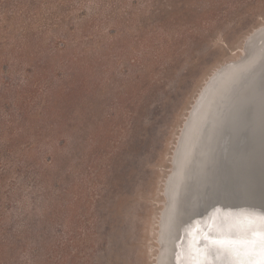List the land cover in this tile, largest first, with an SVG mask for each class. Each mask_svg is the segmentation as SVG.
<instances>
[{
  "label": "rangeland",
  "instance_id": "374dc122",
  "mask_svg": "<svg viewBox=\"0 0 264 264\" xmlns=\"http://www.w3.org/2000/svg\"><path fill=\"white\" fill-rule=\"evenodd\" d=\"M264 0H0V264H156L164 182Z\"/></svg>",
  "mask_w": 264,
  "mask_h": 264
},
{
  "label": "bare ground",
  "instance_id": "6f19581e",
  "mask_svg": "<svg viewBox=\"0 0 264 264\" xmlns=\"http://www.w3.org/2000/svg\"><path fill=\"white\" fill-rule=\"evenodd\" d=\"M238 51L237 57L221 63L228 62L222 72L217 71L220 65L212 69L174 145L164 182L156 264H228L235 261L231 258L233 241L242 237L248 241L259 231L252 227L255 220H250L255 214L264 216L263 212L224 203L242 193L240 178L246 170L239 159L246 153L238 151L239 141L258 149L262 146L264 23ZM212 200L217 204L200 213ZM241 212L248 220L236 217ZM234 219L241 221L231 231L229 224L236 225Z\"/></svg>",
  "mask_w": 264,
  "mask_h": 264
},
{
  "label": "water",
  "instance_id": "95a60500",
  "mask_svg": "<svg viewBox=\"0 0 264 264\" xmlns=\"http://www.w3.org/2000/svg\"><path fill=\"white\" fill-rule=\"evenodd\" d=\"M226 67H228V62L220 64L217 67L218 73L222 72ZM259 140L262 145L261 149L256 148L250 142L245 143V140L239 141L237 145L238 151H245L246 153V157L239 159V163L246 170V173L240 178L242 193L234 201L225 202V206L253 208L264 213V132L261 133ZM217 202V200H212L207 209H202L200 213L205 212V210H208L210 206L217 204ZM245 215L242 212L236 213V217H243ZM252 216L254 219L250 221L255 220L252 223V227L259 231L252 234L253 238L248 241L243 237L240 241H233V244H236V246L231 254V258L235 261L228 264H264V216L256 214ZM244 218L248 220L246 216ZM234 221H236V225L229 224L231 231L234 230V227L238 229L241 220L239 219L237 222L234 219ZM257 223L259 224L257 225ZM223 224L224 222L221 223V226L224 231V229H227V226Z\"/></svg>",
  "mask_w": 264,
  "mask_h": 264
}]
</instances>
